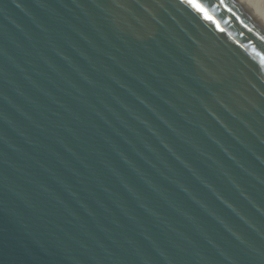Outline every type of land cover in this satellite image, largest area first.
I'll return each instance as SVG.
<instances>
[{
	"label": "water",
	"instance_id": "1",
	"mask_svg": "<svg viewBox=\"0 0 264 264\" xmlns=\"http://www.w3.org/2000/svg\"><path fill=\"white\" fill-rule=\"evenodd\" d=\"M204 7L0 0V264H264V7Z\"/></svg>",
	"mask_w": 264,
	"mask_h": 264
},
{
	"label": "snow or ice",
	"instance_id": "2",
	"mask_svg": "<svg viewBox=\"0 0 264 264\" xmlns=\"http://www.w3.org/2000/svg\"><path fill=\"white\" fill-rule=\"evenodd\" d=\"M189 3H195L196 7L202 12L205 13L207 15V13L209 12V8L212 7V5H209V8L204 7V3H207V0H201V2L197 3L196 0H188ZM221 2H223V0H221ZM216 7H219L220 5L217 4L215 5ZM227 6V5H225ZM229 12H232L233 9L232 8H228ZM207 18L209 20L213 19V17L211 15H207ZM241 23H244V21L242 20ZM244 26L247 28L248 25L244 24ZM257 35H259V33H257ZM261 39H264V36L261 37Z\"/></svg>",
	"mask_w": 264,
	"mask_h": 264
},
{
	"label": "rangeland",
	"instance_id": "3",
	"mask_svg": "<svg viewBox=\"0 0 264 264\" xmlns=\"http://www.w3.org/2000/svg\"><path fill=\"white\" fill-rule=\"evenodd\" d=\"M259 2L264 6V0H259Z\"/></svg>",
	"mask_w": 264,
	"mask_h": 264
},
{
	"label": "bare ground",
	"instance_id": "4",
	"mask_svg": "<svg viewBox=\"0 0 264 264\" xmlns=\"http://www.w3.org/2000/svg\"><path fill=\"white\" fill-rule=\"evenodd\" d=\"M259 2V0H257ZM260 3V2H259ZM261 4V3H260ZM263 6V4H261ZM264 7V6H263Z\"/></svg>",
	"mask_w": 264,
	"mask_h": 264
}]
</instances>
